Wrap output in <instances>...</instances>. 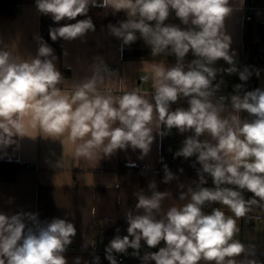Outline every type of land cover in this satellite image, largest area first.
<instances>
[{
  "label": "clouds",
  "instance_id": "1",
  "mask_svg": "<svg viewBox=\"0 0 264 264\" xmlns=\"http://www.w3.org/2000/svg\"><path fill=\"white\" fill-rule=\"evenodd\" d=\"M243 3L35 0L37 12L58 25L49 28L54 42L84 41L95 31L92 8L105 14L124 12L125 20L107 26L111 36L124 46L143 40L153 58L175 57L171 65L166 60L151 63L150 99L135 88L125 90V80L100 57L89 66L91 75L69 83L57 68L54 49L39 34L33 37L35 55L21 53L19 38L6 42L0 36V152L25 137H66L74 155L87 161L99 162L128 149L139 150L138 159H143L154 133H189L174 153V158L195 157L192 166H200L197 180L179 185L178 200L184 203L165 208L170 192L159 191L154 180L148 192L134 193L136 203L124 215L127 234L120 235L117 228L105 246L109 264H118L116 254L129 255V249L141 264H264L256 244L239 239L237 223L254 207L264 210V88H245L260 70L237 66L227 29ZM170 18L179 23L168 22ZM189 53L191 60L186 59ZM220 60L228 67H217ZM223 74H238L242 83L234 85L233 94H219ZM109 80L118 81L119 87H106ZM181 101L186 106L173 108ZM55 167L60 168L59 161ZM163 172L162 183L178 179L167 164ZM209 178L211 187L206 186ZM246 192L252 195L246 198ZM76 235L68 215L41 221L36 212L0 211V264H68L66 253ZM89 246L95 249L92 242L83 245ZM144 246L158 250L141 255ZM72 264H100V257L89 262L77 256Z\"/></svg>",
  "mask_w": 264,
  "mask_h": 264
},
{
  "label": "crops",
  "instance_id": "2",
  "mask_svg": "<svg viewBox=\"0 0 264 264\" xmlns=\"http://www.w3.org/2000/svg\"><path fill=\"white\" fill-rule=\"evenodd\" d=\"M16 8L14 16L3 19L0 36L6 42L19 38L21 53L35 55L37 45L33 37L39 34L54 49L57 68L69 83L91 75L89 66L94 58L100 57L118 78L125 80V90L135 88L150 99L151 63L164 60L169 65L175 63L174 56L151 57V50L143 40L138 39L130 46H124L119 39L111 36L107 26L125 20L127 17L124 12L113 15L109 11L105 14V10L101 9L103 24L94 32L87 33L84 41L59 39L54 42L49 36V28L58 25L50 16L37 12L35 0H19ZM168 22L179 23L175 18H170ZM261 25H264V0H244L242 10L235 12L227 21V29L233 41L231 47L237 53V66L241 70L245 66L260 70V76L253 73L248 80L251 84H245V88L252 84L256 88H264V39L259 34ZM192 58L189 53L186 59ZM216 66L228 67L223 60L218 61ZM141 78L146 80L142 81ZM223 79L224 84L219 93L222 95L233 94L234 85L242 83L238 74H223ZM106 87L116 89L119 87L118 81L109 80ZM121 93L114 91L117 96ZM188 134H180L176 129L163 137L154 133L151 151L143 159H138L139 150L134 152L128 149L118 150L115 155L99 162L77 158L74 145L66 137H61L59 141L39 136L35 139L25 137L18 141V145L9 147L6 153L0 152V161L12 160L24 166L14 181L0 182V211L36 212L41 221L68 215L77 228V235L66 253L68 264H72L77 256L91 262L94 255L100 257V264H109L105 258V246L117 234V228L120 229V235L127 234L128 225L124 215L136 203L134 193L140 190L148 192V183L154 180L159 191L170 192L164 202L165 208L184 203L178 200L181 191L179 185H188L197 180V169L200 167L198 164L192 166L195 157L188 160L183 157L174 158V153L180 149ZM57 161L60 162V168L55 167ZM164 164L178 179L168 184L162 183ZM121 166H132L139 172L121 175ZM206 186H212L211 178ZM251 195L245 193L246 198ZM10 197L14 198L11 204L8 203ZM213 207L220 205L214 204ZM252 213L260 214L262 219L250 225L244 224L243 218L239 219V239L246 244H256L259 259L264 261V210L254 207ZM226 214L231 215L227 211ZM99 235L104 237L103 251L96 250ZM85 242L95 244V249L91 246L85 249ZM118 264L138 263L135 258L128 257Z\"/></svg>",
  "mask_w": 264,
  "mask_h": 264
},
{
  "label": "trees",
  "instance_id": "3",
  "mask_svg": "<svg viewBox=\"0 0 264 264\" xmlns=\"http://www.w3.org/2000/svg\"><path fill=\"white\" fill-rule=\"evenodd\" d=\"M19 3V0H0V31L1 24L3 19L12 17L16 13V7ZM95 24V29H98L103 24V11L101 8L96 7L90 9L89 13ZM83 17H81L82 19ZM259 34L262 39H264V25L259 26ZM246 84H251L248 81ZM177 106H186V102H178L176 105H173V108ZM24 166L18 162L7 160L0 161V182H12L16 179L17 173L21 171ZM121 175H131L136 174L139 171L132 166H121L119 170ZM162 246V245H161ZM158 250V249H153Z\"/></svg>",
  "mask_w": 264,
  "mask_h": 264
},
{
  "label": "built area",
  "instance_id": "4",
  "mask_svg": "<svg viewBox=\"0 0 264 264\" xmlns=\"http://www.w3.org/2000/svg\"><path fill=\"white\" fill-rule=\"evenodd\" d=\"M141 80L145 81L146 79L145 78H141ZM255 88H256V86L254 84L246 86L247 90H253ZM122 94L123 93H121L120 95H122ZM261 219H262V216L260 214L250 212L245 218H243V223L246 224V225H250V224H252L253 221H257V220H261ZM103 245H104V237L102 235H99L97 237V239H96V250L103 251L104 250V246ZM145 251H151V249H148L147 247L146 248L142 247L141 255H143V253ZM131 252H132V250L130 249L129 250V255L116 254L118 262L122 263L128 257H133L131 255ZM133 258H135V257H133ZM135 259L137 260L138 264H141L140 259H138V258H135Z\"/></svg>",
  "mask_w": 264,
  "mask_h": 264
}]
</instances>
